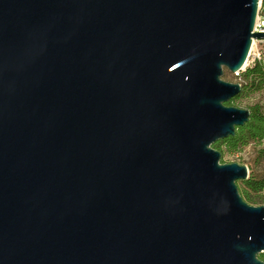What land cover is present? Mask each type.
I'll use <instances>...</instances> for the list:
<instances>
[{"label":"water","instance_id":"water-1","mask_svg":"<svg viewBox=\"0 0 264 264\" xmlns=\"http://www.w3.org/2000/svg\"><path fill=\"white\" fill-rule=\"evenodd\" d=\"M259 1L0 0V264H264L213 148Z\"/></svg>","mask_w":264,"mask_h":264},{"label":"trees","instance_id":"trees-1","mask_svg":"<svg viewBox=\"0 0 264 264\" xmlns=\"http://www.w3.org/2000/svg\"><path fill=\"white\" fill-rule=\"evenodd\" d=\"M241 75L243 80L241 88L243 91L237 96V98L227 104L229 106L238 99L264 88V69L260 64H256L254 67H251V69H247ZM249 111L250 121L244 127H239L236 130V136L215 143L213 145L215 150H218L221 153V149L225 146L229 152L238 153L243 151L245 147L253 142L264 139V114L261 106H252ZM242 183L244 185V189L242 190L243 199L245 200L246 198L247 201H251L253 197L257 195L260 199V204L264 205V176L257 177L250 169L248 180L243 181ZM260 259L264 261V254L260 256Z\"/></svg>","mask_w":264,"mask_h":264},{"label":"rangeland","instance_id":"rangeland-1","mask_svg":"<svg viewBox=\"0 0 264 264\" xmlns=\"http://www.w3.org/2000/svg\"><path fill=\"white\" fill-rule=\"evenodd\" d=\"M222 79L226 82L236 84L235 77L227 70H224L222 75ZM260 105L262 108V112L264 114V88L259 91H254L251 94L238 99L236 102H233L231 106L235 108H241L250 110L252 106ZM221 164H241L245 165L253 171L254 175L257 177L264 176V139L261 141L253 142L252 144L248 145L244 148L243 151L238 153H231L229 152L225 146L221 149ZM243 181L238 182V190L239 194L242 195V190L244 189ZM245 201L247 199L245 198ZM248 204L255 206L261 205L260 199L257 195L253 197L251 201H247ZM261 256V255H260Z\"/></svg>","mask_w":264,"mask_h":264},{"label":"built area","instance_id":"built-area-1","mask_svg":"<svg viewBox=\"0 0 264 264\" xmlns=\"http://www.w3.org/2000/svg\"><path fill=\"white\" fill-rule=\"evenodd\" d=\"M253 30L254 33H264V0L259 1L257 19ZM251 45L252 47L247 58L248 61L246 65L241 70L232 74L236 79V83H238L241 87L243 84L241 74L243 72H245L247 69H251V67H254L256 64H260L264 69V40L252 39Z\"/></svg>","mask_w":264,"mask_h":264}]
</instances>
